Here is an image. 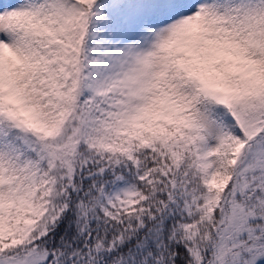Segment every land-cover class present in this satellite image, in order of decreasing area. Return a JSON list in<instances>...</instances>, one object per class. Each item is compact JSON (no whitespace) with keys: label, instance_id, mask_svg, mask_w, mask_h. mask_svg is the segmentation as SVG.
Masks as SVG:
<instances>
[{"label":"snow or ice","instance_id":"snow-or-ice-1","mask_svg":"<svg viewBox=\"0 0 264 264\" xmlns=\"http://www.w3.org/2000/svg\"><path fill=\"white\" fill-rule=\"evenodd\" d=\"M0 264H264V0H0Z\"/></svg>","mask_w":264,"mask_h":264}]
</instances>
